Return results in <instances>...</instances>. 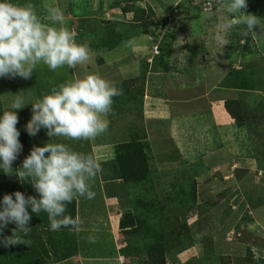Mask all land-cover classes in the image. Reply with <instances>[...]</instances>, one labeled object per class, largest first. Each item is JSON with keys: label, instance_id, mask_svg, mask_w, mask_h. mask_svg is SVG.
Returning a JSON list of instances; mask_svg holds the SVG:
<instances>
[{"label": "rangeland", "instance_id": "rangeland-1", "mask_svg": "<svg viewBox=\"0 0 264 264\" xmlns=\"http://www.w3.org/2000/svg\"><path fill=\"white\" fill-rule=\"evenodd\" d=\"M92 1L80 4V0H16V2L21 4L32 3L35 6L37 14L45 23H50V21H48L47 16H42L41 13L45 12L48 6L60 7L65 15L64 23L73 32L76 41L87 44L89 47L92 42L94 44L97 41L99 44L98 41L100 40L101 44L98 45L99 50L100 47L112 48L109 45L108 35L113 36L120 31L122 37L124 36L123 40L114 42V44L118 43L116 45L113 44V48H117L115 53L106 54L110 50L108 48L101 50L102 53L91 51L89 62L73 68V71L75 69L74 78L76 76H83L86 73L101 74L100 70L102 69V76L105 79L117 83V74L113 68L119 70L121 75H127L130 72L128 77L131 76L132 73H135L137 67L134 66L132 70L127 69L126 65L128 63L140 65L144 53H149V56L146 57L152 56L150 51L158 53L160 49L159 41H163L165 45L166 38L164 36L169 34L173 36V40L170 42L172 46L165 45L163 55V60L169 66L168 70L175 73L179 71L184 72L185 76L180 77V83L185 82V85L199 78L201 81L199 83L201 87L200 91L195 90L194 94L195 96H203V99L200 100L201 103L204 101L203 105H200V102H194L188 106L193 109L192 106L195 104V113L200 112L202 115H193L196 118L193 120V124H189V128H183L179 123L181 128L178 127L175 118L177 110H172V105L167 107L164 115L159 113V106L161 104L159 102L154 104L148 103L146 104L147 106H143L144 95H146V99L147 97H149L148 99L152 98V96L156 97V94L152 91L149 94H146L144 91V95L136 94L135 97L131 98V102H125L126 105L123 110L113 108L107 117L109 120L107 131L92 139L94 151L98 149L96 141L99 144H106L111 140L121 141L132 135V137L145 138L149 148L151 147L153 150H150V153H153L151 156L155 160L152 161L150 158L151 161H149L150 178L156 182L149 183V187L151 188L152 186V188L147 187L146 189L148 192L146 193L148 195L147 200L150 202L141 204L138 201H133L134 199H138L135 193L138 194L145 190L141 189V192H139L138 187H133V184L129 185L127 183L128 194L131 196V200L130 206L126 207L125 210L131 212L135 207H149L150 205L148 206V204L153 199L156 200L155 193H157V200L160 202H157L158 207H163V209H159L157 213L151 214V218L148 219L154 225L150 229H148V226L144 233L148 235L145 239L149 236L151 237V234L157 233L156 242L153 244L152 241L151 247H156L157 251L166 253L167 264H264V231L257 227V220L259 219L256 215L257 212L252 211L250 207L249 210L243 209L239 214L236 211V214L228 216L230 206L232 208V205H236L240 201L241 203L246 201L250 206H252L251 204H263L264 190L261 189L259 195L251 194L248 197V195H245L246 191H244L246 185L239 186L238 183L232 182L238 176L241 179L244 178L240 175V172H237V176L230 168L222 172L219 168L215 170L212 167V165L216 164L226 165V163H223L227 162L225 160L226 157L224 159L223 154H218L211 158L214 153L213 150L217 148L221 149V153L225 155L226 153H238L240 151V147L243 146L245 141V134L247 136L251 134L246 126H242L238 122L242 121V119L246 121L244 118L245 114L255 108L252 105L264 102V0H246L249 6L246 5V8L241 9V11L246 15L256 17L259 25H254L251 33L243 31L239 27L233 28L224 34L226 45L216 39L218 32L217 25L220 23L222 17L225 16L222 0H136V4L134 5L145 11L138 15L137 18L140 22H137V24H133L132 22L134 12H128L125 15L122 11L124 4L120 8L108 9V3L121 0H103L105 3L104 7H102L100 0ZM91 2L92 17L85 18L86 13L89 12L88 9ZM122 3L120 2L119 5ZM159 3L167 9H164ZM123 14L125 15L124 18L122 17ZM82 20L89 21L86 25H83L85 34L80 29V32L89 37L88 39L77 38V26L81 27L82 22L80 21ZM165 20L167 22L166 26L156 24L158 21ZM121 23L122 25L120 26ZM146 24L150 25L147 28L152 33L149 35L140 34L143 33ZM140 28L143 31L140 32ZM95 30L97 39L93 41L95 39ZM104 31L107 32L105 35L107 36L105 38L106 42H102ZM149 38L153 39V41L155 40L157 45ZM134 39L137 41V45L127 47V42ZM245 39L247 40L249 51H243L241 48L243 41H246ZM153 45L155 46L152 48ZM106 55L109 58L121 56L117 57L114 63L112 62L113 59H107ZM100 60L105 61L104 68H100L103 65L99 63ZM175 60H178L179 65H181L180 67L173 64ZM146 64L151 66V62L146 61ZM250 66L253 70L248 69ZM126 69L129 71H126ZM67 74H69L67 66L53 72L46 65L41 64L37 66L29 79L0 78V106H2L0 111L2 112L10 106L14 99L12 95H21L25 103H31L37 98H42L43 95L50 93L53 85L57 87L62 83L61 79H65L64 77ZM175 75L173 74L172 76ZM151 76H146L145 81L149 82ZM33 78H40V81ZM253 79L257 82L256 86L252 83ZM129 80L132 81L131 79ZM17 85L18 88L15 87ZM171 86H175V82H172L169 88ZM203 86L205 90H203ZM213 89L215 90L212 91ZM238 90L247 92L240 93ZM171 93L169 96L181 103L188 92L185 90V92L178 96L174 95L175 92L172 89ZM188 98H190V101L193 99L189 93ZM231 100L237 101L230 106L239 119L237 122L233 118L231 119L230 116L229 120L226 118L227 114L224 110V105ZM15 111L18 115V123L21 126L20 135L29 141V151L34 146H43L54 139L48 137L46 135L47 130L43 128L35 136H29L25 131V125L32 116L31 104ZM159 114L161 115V120H166L165 122H167L168 126L163 122L164 125L160 129L157 124V127L151 132L149 123L155 124L158 122L156 117ZM244 124L246 125V123ZM165 128L168 129L172 138L165 137L162 139V142L157 135L153 136V134H157L159 130L162 131ZM17 129L20 132L19 128ZM146 130L148 132H145ZM174 133L179 136L175 141L172 136ZM260 136H264V132H261ZM58 140L69 144L73 149L75 146L79 148L81 145H78V143L83 142L68 140L64 137H60ZM174 142H176L175 145L173 144ZM163 143L169 149L164 148ZM255 145L257 144L255 143ZM176 147L181 153H178L180 156L177 158L173 156L174 152H172L178 151ZM246 148V146L242 147V154H244ZM85 149L88 150V148ZM85 149H83L82 153L87 154ZM262 151L264 155V149ZM113 158L114 154H109L105 157L108 161H104L99 157L97 158V154L95 155V159L102 167V171L98 173L92 182V190L95 196L91 200L83 197H81V202L79 199L77 200L80 208L79 221L85 223V226H89L92 230L99 229V227L95 226H98L96 224L101 219L102 213H104V211H100L97 215H93L103 205L101 201L104 191L108 193L113 190V188H108L107 184L117 179L113 170H110L112 168L110 160ZM241 160L239 158L238 162ZM156 165L158 171L155 169ZM196 166L202 170L198 177L199 183L197 182L198 173L189 171V168L194 169L193 167ZM180 170L181 172L177 173ZM104 172L106 173L105 176ZM207 175L211 177L212 182L206 178ZM204 179H206V184H211L210 187L206 186ZM262 186H264V183ZM194 189L196 190V197H192L190 200L187 199L185 196L189 195ZM234 192L239 195L238 198H235V201L231 199V193L233 194ZM87 208L91 212V215H87V212L85 213ZM234 209L233 207V212H235ZM121 211L123 210L121 209ZM120 217L118 220H121L123 215L121 214ZM262 219H264V214L262 215ZM225 221L229 225H233L236 221L237 223L244 222L248 229L253 230L251 234H255L256 232V236L248 234L246 230L238 232L233 229L230 233H226L222 230L224 225H228ZM119 224H113L115 233H118L120 237H124L119 230ZM101 225L103 226L104 224L102 223ZM108 225L110 226V224ZM163 230L167 231V239L159 237V235H162ZM106 235L107 232L103 234H87L86 239L89 236L95 238V242L91 243L88 239V241L85 239L78 240L74 235L63 234L64 241H67L65 248L68 252L61 253L57 251L56 244L53 242L51 245L53 260L61 264H73L68 260V257L73 249L76 248L74 245L76 241L82 246L85 244H87L85 246H88V248H77L78 252L87 251L94 258L105 256L104 253L110 251ZM150 237L148 239L149 243ZM124 238L126 246V240L129 237L125 236ZM84 241L86 242L84 243ZM141 241V238H139V241H132V248L138 249L137 252L141 255L140 258L146 260L145 252H148L149 248L143 247L144 245H141ZM256 241L260 242L259 246L245 254L242 242L251 243L250 245H252ZM132 258H134L133 261L125 260L124 263H138L136 256ZM31 262L30 260V264ZM94 264L108 263L104 260Z\"/></svg>", "mask_w": 264, "mask_h": 264}, {"label": "clouds", "instance_id": "clouds-1", "mask_svg": "<svg viewBox=\"0 0 264 264\" xmlns=\"http://www.w3.org/2000/svg\"><path fill=\"white\" fill-rule=\"evenodd\" d=\"M222 2L225 16L217 25L216 35L221 43L226 45L224 34L233 28L251 33L253 26L259 25L256 17L241 11L246 8V0ZM46 11L50 23L42 21L30 2L0 0V78L29 79L41 64L55 72L65 66L73 69L90 61L89 46L76 41L64 23L63 10L48 6ZM136 45L134 39L126 46ZM122 94L121 88L99 73H86L53 87L50 93L31 103H25L19 94L12 95L10 106L0 112V173L15 177L18 182L30 183L38 198L25 197L16 191L0 199V237L8 224H15L11 235L0 239V245L8 247L24 242L31 231L30 212L46 213L54 231L82 224L67 214V206L76 198H94L92 182L102 167L90 154L76 151L58 138L87 141L106 132L113 98ZM28 104L32 106V116L25 125L27 134L35 136L43 128L47 130L46 135L54 139L43 146H34L21 166L14 169L12 164L23 147L16 128L18 115L15 110ZM87 239L95 242L93 236Z\"/></svg>", "mask_w": 264, "mask_h": 264}, {"label": "trees", "instance_id": "trees-1", "mask_svg": "<svg viewBox=\"0 0 264 264\" xmlns=\"http://www.w3.org/2000/svg\"><path fill=\"white\" fill-rule=\"evenodd\" d=\"M86 1H92V0H80L79 3L85 4ZM92 2L89 5V9H88L89 12L86 13L87 15H85V18L92 17V10L90 9L92 6ZM120 2H123V3L119 5ZM100 3L102 4V7L105 6L104 5L105 3L103 0H100ZM134 4H136V0L114 1L113 3H108V6H109L108 9L111 10V9H114L115 7L120 8L121 5H123L122 11L125 13V15L128 12H134V19L132 22L133 24H137V22H140L137 18L138 15H140L141 12H145V11L139 7H136ZM246 5L248 4L246 3ZM161 6L164 7V9H167L165 6L163 5ZM149 10L151 11L150 8ZM150 13L152 14V11ZM41 15L47 16L46 10L45 12L41 13ZM75 15L78 16L77 14ZM123 15L122 17L124 18L125 15L124 16ZM80 22H82L81 27L79 25L77 26L78 27L77 28V38L81 37V39H88L89 37L84 35L85 28L83 27V25H86L89 21L82 20ZM156 24H161L163 26H166L167 22L166 20L158 21V23ZM121 25L122 23L120 24V26ZM145 27L146 28H144V31L141 28L139 29L140 32L143 31V33H140V34H143V35L151 34L152 32L148 31V28L150 27V25L146 24ZM80 29L83 30L84 34L80 32L81 31ZM241 30L246 31L243 28ZM104 32L102 36V42L103 41L106 42L105 38L107 36L105 35L107 34V32L105 33ZM94 34H95V37H94L95 39L93 41L97 39L96 30ZM123 37L120 31L115 33L113 36L108 35L109 45L112 46L113 48L114 45L118 44V43L114 44V42L123 40ZM164 37L166 38L165 45L171 47L172 44L170 45V42L171 40H173V36L168 34ZM98 42L99 44L97 43V41L94 44H92L93 42L91 43V46L89 47L91 49L90 51L100 52L101 50L105 48L111 49L110 47H100V50H99L98 45H100L101 42L100 40ZM242 44L243 46H241V48L243 49V51H249L247 40L243 41ZM159 45H160V49L158 52V56H156L158 57L159 62L157 61V59H155L153 60V63L157 64L158 62L160 64H165L166 66V62L163 61L165 45L163 44V41H159ZM144 66H148V64L144 62ZM248 69L253 70L251 66L248 67ZM144 73L145 74L147 73L146 68L142 69V75L140 77L131 79L132 81L118 80L117 83H115L119 88L123 90V94L113 98L114 103H113L112 109L120 108L121 110H123L125 108L124 106L126 105L125 102L126 103L131 102V98L133 96L135 97L136 94L138 95L141 94V96L144 95V91H145ZM64 78H65L64 80L62 79L63 82L69 80L70 78H72V76H69V74H67ZM252 83L256 86L257 82L253 79ZM198 90L200 91V88ZM238 91H240V93L247 92L243 90H238ZM235 102L237 101L231 100V101L226 102V105H224V110L226 114L228 115V117L230 116L231 119L233 118L237 122V120L239 119L235 115L236 113H234L233 109L230 108V106H232L233 103ZM252 106H254L255 108L252 109L249 113H246L244 116L246 121L242 119V121L238 123L242 126H246V128H248L251 134L249 136L250 140L254 141L258 146L261 147V149H264V136H260L261 132H264L263 130L264 129V121H263L264 102H261L257 105H252ZM1 107L2 106H0V109ZM200 114L202 115V113ZM238 123L236 124L238 125ZM244 123H246V125ZM17 124L18 125H16V127L19 128L20 133H21V126L19 125V123ZM132 136L126 137V139L125 138L122 139L121 142H119L118 144L117 143L113 144L114 145V149H113L114 158L110 160L111 161L110 163H112L111 164L112 168L110 170H113V173L117 178L115 179L116 180L120 179L123 182L125 181L126 186H128V184L129 185L133 184L134 185L133 187H138L139 192H141V189H144L145 190L144 192H141L138 194L135 193V195L138 196V199H134V200L132 199L133 201H138L139 203L144 204L146 202H150L146 198L148 197V195H146V193H148L146 189L147 187L149 188V183L156 182L154 179L150 178V163H149V161H151L150 158L152 159V161H154L155 158L153 159V157L151 156V153H150L151 147L149 148L145 138L132 137ZM19 137H20L19 141L23 147H22V151L18 154L17 159L12 164V167L14 169L19 168L21 166L22 161L24 160L25 157L28 156V151H29V148H28L29 141H27V139H25L24 136L20 135ZM21 156H24V157H21ZM156 168H158L157 165L155 166V169ZM156 171H158V169H156ZM105 175L106 173L104 172V176ZM16 191L23 193L25 197H28V196L36 197L32 193L33 189L30 183L18 182L15 177L6 176L3 173H0V199H2V197L5 194H12ZM152 193H155V192H152ZM257 194L259 195V193ZM185 197L189 200L192 197L195 198L196 190L195 189L192 190V192L189 195H186ZM155 199L156 200L153 199V201L150 204H148V206L150 205L149 207H140V208L135 207L134 209H132L131 212L128 211L127 213L122 214L123 218L120 220V224H119L120 232L122 233V235L129 237L126 240V243H127L126 247L123 250H121V254L125 258H129V259H132V257L136 256V258L138 259V263H135V264H167L166 253L157 251L156 247H151V242L153 241V244H155L156 242L157 233L151 234V237L149 236L150 243L148 241L149 237L145 239L148 236L144 233L146 228L149 226L148 229H150L154 225V223L149 222L148 218H151L152 213L155 214L158 212L159 209L160 210L163 209V207L161 208L158 207V203L160 202H158L157 200V193H155ZM153 202H156V203H153ZM251 205H252L251 209L256 210L260 207L262 208L264 206V203L259 204V205H253V204ZM30 214H31V220L29 223V227L31 228V231L29 235L24 238V242L22 244L12 245L8 247H4L0 245V264H27V263L30 264V260L32 261L31 264H38V263L40 264L41 262H45V264H47L49 260L53 259V250L51 246L53 243H49L50 241L48 242L47 233L49 232L51 233L52 232H71V231H75L77 228V227L73 228L69 226V227H62L60 230L54 231L50 228L49 220H48L46 213L41 212L39 215H36L30 212ZM67 214L71 215L75 220H77V201L76 199H74L73 202L67 206ZM232 214H234V212L232 211V208L230 207L228 209V216ZM227 221H232V220H227ZM227 221L225 222L227 223ZM249 227L251 228V226ZM14 228H15V224H12V223L8 224L3 230V237L10 236ZM231 229H235L238 232L239 231L243 232L244 230H246L248 234L249 233L251 234L253 231V230L248 229V227L244 224V222L237 223V221L233 225L228 224L222 227V230L226 233H228ZM162 232L164 233V235L162 233V235H159V237L161 239L163 238L167 239V236H166L167 231L163 230ZM144 234L145 236H143ZM153 235H154V238H153ZM251 235L256 236V232L255 234H251ZM3 237H0V239H2ZM139 238L142 239L141 245H144L143 247L149 248V251L145 252V258H147L146 260H144V258L142 259L140 258L141 255H139V253L137 252L138 249L135 250V248L134 249L132 248V241H135V240L139 241ZM59 241L62 242L61 239H59ZM259 243H260L259 241H256V243H252V245H250L251 243L248 244V243L242 242V247L244 248L243 252L247 254L248 252H250V250L258 247ZM58 244L60 245V243ZM135 247H136V244H135ZM26 260H27V263H26ZM133 263L134 262H132L131 264Z\"/></svg>", "mask_w": 264, "mask_h": 264}, {"label": "crops", "instance_id": "crops-1", "mask_svg": "<svg viewBox=\"0 0 264 264\" xmlns=\"http://www.w3.org/2000/svg\"><path fill=\"white\" fill-rule=\"evenodd\" d=\"M151 38H149V39L151 41H153V39H151ZM153 42H155V40ZM155 45H157V43ZM155 45H153L152 48ZM116 49L117 48H111L110 50H108L106 52V54L115 53ZM100 53H102V52L100 51ZM150 53H152L151 57H146V56H149V53H144L142 55L140 65L139 64L138 65H134L133 63H128L126 65L127 69H132L134 66L137 67V70L135 71V73H132V75L129 76V77H128V75H129L130 72L127 73V75H121L119 73V70H115V68H113L114 72L117 74L116 81H118V80H129V79H134V78L140 77L142 75V69L146 68L147 69V73L146 74L144 73L145 78L148 75H152V76L150 77V81L149 82L145 81V79H144V81H145V92H146V94H149V92L152 91L154 94H156L155 95L156 97L152 96V98L148 99L149 97H147V99H146L145 98L146 95H144L143 106H145L148 103L154 104L156 102H159V103H161L160 106H159L160 107L159 113H161V115H164L165 111L167 110V107L172 105L173 106L172 110H174V109L177 110V116L175 118H176V122H177L178 127L181 128V126H182L183 128H185V127L189 128V124H193V120L196 118V117H193V115H198V114H200V112L195 113V110H196L195 109V104L192 106L193 109H191L188 105L190 103L193 104L194 102H196V103L200 102V105H203V102H204L203 101L201 103V101H200V100L203 99V96H195V94H194L195 90H198L199 88H201L200 85H199V83L201 82L200 78L198 80H196V81H192L191 83H187L186 85H185V82L180 83V77L185 76L184 72H182V71H179L177 73L170 72L168 70L169 66L167 65V63H166V66H165V64L158 63L159 59H158V57H156V56H158V54L153 53V51H150ZM120 56L109 58L106 55V58L107 59H111V60L113 59L112 62L115 63L116 62V58L120 57ZM155 59H157V61H158L157 64L153 63V60H155ZM146 61L151 62V66H144V62L146 63ZM99 63L103 64L102 66H100V68H104L105 67V61L100 60ZM173 64H176L178 67L181 66V65H179L178 60H175L173 62ZM127 69H126V71H129ZM100 71H101L100 75H102V69ZM173 74H176V75L172 76ZM69 76H72V78H70V79L74 78L75 69H74V71H73V69H69ZM16 78H20V77H16ZM33 79H36V80L40 81V78H33ZM24 80H26V79H24ZM172 82L173 83L175 82V86H171V88L175 92L174 95H178L179 96L183 92H185V90H187V92L190 94L191 98H193L192 101L189 100L190 98H188V93L186 94V96L184 97L183 102H181V103L178 102L176 99L171 98L169 95L172 94L171 93L172 89L169 88V85H171ZM27 85H28V83H27ZM20 86H22V85H20ZM54 86L55 85H53L51 88H53ZM15 87L18 88V85L15 86ZM202 88H203V90H205L204 86ZM214 90L215 89H213L212 91H214ZM181 91H183V92H181ZM204 106H206V105H204ZM161 115L159 114L158 117H156L158 122H156L155 124L149 123L151 132H153V129L155 127H157V124H158V128L162 129L161 126L164 125L163 122H165L166 120L165 121L161 120V118H160ZM226 118L229 120L228 115H226ZM198 120L200 121L199 118H198ZM165 124L167 125V122H165ZM212 125H213V123H212ZM163 130L162 131L159 130L157 132V134H153V136L157 135L158 138L162 142H163V140H162L163 138H165V137L170 138L171 137V134L169 133L167 128H165ZM145 132H148V131L146 130ZM168 135H169V137H168ZM172 136L174 138V141L179 137L175 133ZM119 142H121V141L111 140V141L107 142L106 144H99V142L96 141V143L98 144V149H96V151H94V145L92 144V140H87V142L83 141L82 143H78V145H81V146L79 148L77 146H75L74 150H78L80 152H83V149L88 148V150L85 149V151H87V154H90L94 158H95V155L97 154V158L99 157L100 159H102L104 161H108V159H105V157L108 156L109 154H113V149H114V145L113 144H116V143L118 144ZM175 143L176 142H174L173 144L175 145ZM163 145H164L163 146L164 148L169 149V148H167L165 146L164 143H163ZM213 145H215V144H213ZM243 146L247 147L245 149L244 154H242V152H241V149H242ZM243 146L240 147V151L238 153H226V155L224 153H221V149L220 150L218 148L214 149L213 150L214 153H213L211 158L217 156L218 154L219 155L223 154L224 159L226 157L225 160H227V162H223V163H226V165L225 164H216V165H212L211 164V165H212V167H214L215 170L219 168V170H222V172H223V170H226L227 168H230L231 170H233L234 173H236L237 176H238L237 172H240V175L243 176L244 178L241 179L240 176H238V177L236 176L237 178L234 179L232 182L238 183L239 186L246 185L244 191H246L245 195H248V197H249V196H251V194L259 193L261 191V189L264 190V186H262V184L264 183V155L262 154L263 151H262L261 147L258 146V145H255V142L251 141L249 136H247L246 134H245V141H244ZM151 150H152V148H151ZM176 150H178L177 147H176ZM172 152H174L173 156H175L176 158L180 156L178 154V153H180L179 150L178 151H172ZM29 153H30V151H28V154ZM151 154H153V153H151ZM21 157H24V156H21ZM239 158L242 159L240 162H238ZM198 159H201V158H198ZM174 160H176V159H174ZM232 166H234V167H232ZM193 168L194 169L189 168V171H194V172L198 173V176H197V182H198V177L200 175V171H202V170H200L198 166L193 167ZM179 172H181V170L177 171V173H179ZM206 178L210 182H212L211 181L212 179H211V177H209V175H207ZM204 182L206 184V179H204ZM123 184H124V182L121 181L120 179L114 180V182H112L110 184H107V187L108 188H113V190L109 191L108 193H106L104 191V195H103L102 201H101L103 203V205H102L101 208H99L93 214V215H97V213H99L100 211H104V213H102L101 219L96 224L98 226H95V227H99L98 230H92V229L89 228V226H87V225L85 226V223H82V224H80L79 227L76 228L75 231H71V232H52V233L49 232V233H47L48 242L49 241H50L49 243L55 242V244H56L55 247L57 248V251H59L61 253H67L68 250H66V248H65V244L67 243V241H64L65 239L63 238V234H71L72 236L74 235V236H76V238L78 240H84V239L87 240L85 238L87 234H92V233H94V234H103L104 232H107V235L105 237L108 240L110 251L109 252H105L104 253L105 256L94 258V256H92L87 251L78 252L77 248L78 249L88 248V246H85L87 244L82 246L80 243H78L76 241L74 243L76 248H74L73 251L71 252V254L69 255L68 260L71 261L73 264H94V263H96L98 261H104V260L108 264H125L124 263L125 260L133 261L134 258H132V259L125 258L121 254V250H123L126 247L125 246V241H124L125 240V238H124L125 236L124 237H120V235L118 233H115L114 225H113V224L120 223V220H118V218H121L120 217L121 214L127 213L128 211L125 210V208L130 206L131 198H130V196L128 194L129 189L126 186V184H124L125 186ZM210 185L211 184H206L207 187H210ZM32 189H33V191H32L33 195H35L38 198V194L35 192L33 187H32ZM124 189H125V191H124ZM203 192H205V191H203ZM238 197H239V195L236 192H234L233 194L231 193V199H233L234 201L236 200L235 198H238ZM78 199L81 202V197L80 198H76V201ZM147 199H148V197H147ZM233 200H232V202H233ZM120 204H122V205H120ZM78 205L79 204H78V201H77V221H79V215H80V208H79ZM233 207L235 208L234 209V211H235L234 214H236V211H237V214H239V212L241 210H243V209L248 210V208H250L251 206L246 201H244L242 203L240 201L236 205H232V208ZM121 209L123 211H121ZM252 211L257 212L256 215L259 217V219L257 220V226H258L259 229H263L262 231H264V228H262V227H264V219H262V215L264 214V206L262 208L260 207V208H258L256 210H252ZM86 212H87V215H91V212L89 211L88 208L85 210V213ZM99 223H101V224L103 223L104 225L102 226ZM108 224H110V226ZM231 231H233V229H231L229 231V233ZM80 236H82V237L80 238ZM59 239H61L62 242H60ZM85 242L86 241H84V243ZM58 243H60V245ZM105 248H106V245H105ZM40 264H45V262H41ZM47 264H61V263L54 262V260L52 259V260H49L47 262Z\"/></svg>", "mask_w": 264, "mask_h": 264}]
</instances>
